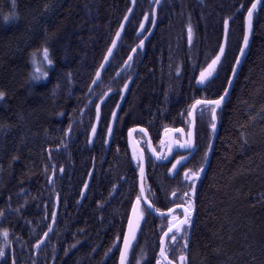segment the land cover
I'll return each instance as SVG.
<instances>
[{
  "label": "trees",
  "instance_id": "16d2710c",
  "mask_svg": "<svg viewBox=\"0 0 264 264\" xmlns=\"http://www.w3.org/2000/svg\"><path fill=\"white\" fill-rule=\"evenodd\" d=\"M252 2L162 0L153 33L144 48H138L131 67L121 71L142 38L138 29L145 14L149 19L144 33L152 25L155 1L136 0L117 50L89 90L131 0H0V91L6 93L0 102V210L5 213L0 217V233L8 232L7 240L0 234V249L6 253L0 264L13 260L15 264H118L120 241L140 195L129 128L146 127L160 151L165 129L189 127L187 112L196 99L223 93ZM225 19L229 30L224 57L214 76L200 87L198 73L216 55ZM44 47L53 64L46 80H33L32 61ZM134 72L110 142L105 144L111 114ZM108 90L91 139L97 102ZM203 111L201 116V108L197 110L196 151L174 174L168 172L172 161L157 162L148 151L145 134H136L147 154L146 192L159 209L176 200L173 191L188 190L184 171L205 162L213 134L210 108ZM217 117L219 132L211 160L196 181L191 227L183 233L188 248L183 249L184 241L177 236L175 244L167 246L169 257L185 252L187 264H264V0L254 13L249 51ZM242 138L248 140L243 147ZM179 154L177 150L173 158ZM93 166L87 191L81 195ZM57 196L55 226L36 254L35 245L50 227ZM167 224V217L144 208L126 264H137L139 257L140 264H156Z\"/></svg>",
  "mask_w": 264,
  "mask_h": 264
},
{
  "label": "snow or ice",
  "instance_id": "6c2138e0",
  "mask_svg": "<svg viewBox=\"0 0 264 264\" xmlns=\"http://www.w3.org/2000/svg\"><path fill=\"white\" fill-rule=\"evenodd\" d=\"M155 2L157 4H159L160 0H155ZM260 2H261V0H253V2L251 3V6L247 8V16L245 18L246 23H247V27H246L244 35H243V45L240 47V49H239L240 55L235 58V65L231 69L232 75L228 78L229 87L233 83V78L237 75V66L241 63L240 57L245 54V48L248 47L249 33L251 31V23H252L253 13H254V10L257 8V5ZM133 3H135V0H133ZM240 7L243 8L244 5L241 4ZM128 11L131 12L132 9H129ZM8 19H9L8 17H5L6 21ZM124 19L128 20V17L125 16ZM144 19L148 20L149 16L147 14H145ZM151 22L153 24H155V12L154 11L152 13ZM120 27L123 28L124 25L122 24ZM228 27H229V21H228V19H225L224 20L225 38L227 37ZM140 28L144 29L143 23L140 24ZM187 33H188V43L191 44L192 39H193V30H192V27L190 25L187 29ZM120 35L121 34L119 31L116 32V36L118 38L120 37ZM115 43H116V41L114 40L113 44L115 45ZM143 43H144L143 40H141L140 41V47L141 48L143 47ZM132 51L135 52L136 49L133 48ZM224 51H225L224 44H221L219 46V53L215 56V58H213L211 60V62L207 65L206 69H203L200 71L199 78L197 81L198 83L203 84L205 82V80H207L208 77L212 75V72L215 70V66L220 62L221 56L224 54ZM111 52H112V48H109L108 53L111 54ZM42 53H43V61L47 63L49 68H51L53 61L49 57V49L47 47H44L42 49ZM128 59L131 60L132 57L129 56ZM104 60L108 61L107 55L104 56ZM32 63H33V65H35V63H36L35 59H33ZM100 68H102V69L105 68V65L101 64ZM178 74H179V70H178ZM68 75L70 78L71 74L69 73ZM100 75H101V73L99 71H97L96 76L100 77ZM47 77H48V71L47 70L42 71L40 68H37L36 72L32 75L33 80H41V79L46 80ZM96 82H97L96 80H93L94 84ZM127 87H128V85L125 84L124 88L127 89ZM228 95H229V88L226 87L223 90V94L220 95L219 98H217V99H197V100H195L187 112V116L189 118H191V121H192L189 130L187 132H185V130L183 128H177V129L171 130L175 133H179L182 138L185 136L187 138L183 139V142H181L180 139L173 140L171 142V144L169 145V152H171L172 146L175 145L176 147H178L180 149H184L186 151H189V153H191V150L194 148L192 128H194V126H195V111L198 107L201 108V116H203V114H204L203 109L205 106L210 108L211 123L209 124V128L211 130V133L215 134L216 128H217L216 111L218 108L221 107L222 103L225 101V98ZM5 96H6V93L3 91H0V102H2L5 99ZM96 108H97V112H96L97 119H99L100 105H97ZM112 115H113V117H115L116 113L113 112ZM91 131L93 134L96 133L95 125L92 126ZM132 131H134V130H132V129L129 130L130 136H131ZM140 131L145 132L144 129H140ZM168 131H169L168 129H165V132H168ZM107 133L109 136H111L113 134V128L110 124L107 127ZM146 134L147 133L145 132V135ZM241 135L243 137V133ZM89 143H91V140H89ZM104 143L107 144L108 141L105 140ZM247 144H248V140L246 138H242L241 146L243 147ZM211 149H212V144L209 143L208 151H206L204 154L205 163H207L208 152L211 151ZM153 155H156L155 150H153ZM156 158L157 159H167V157L164 155H156ZM13 159H16V158L13 157ZM132 159L137 161V167L139 169V177H140V181H141V184H140L141 195H137L136 201L132 206V212L134 215H136V221L134 222V220L131 217H129V219H128V230H127V232H125L123 234V247L119 249V251H120L119 264H126L127 254H128V251L131 247V243L136 238V230L139 227V220L143 218V214L137 212V205H139L141 203L142 194L144 192L143 181L145 179V169H144V165H143V158H142V156L137 157L136 154L134 153L132 156ZM186 159H187L186 156L180 155L179 158L176 159L175 162L172 163L171 167L168 169L169 174L170 175L174 174L177 170L178 165H182V162L185 161ZM53 169H55L54 165H53ZM59 171L61 173H63V171H64L63 167H61L59 169ZM204 171H205V168L203 165L196 170L186 169L183 173V181H189L190 182V184L188 185V190L183 191L182 193H179L177 191H173L171 193V196L175 199H179L181 201V203L176 204L175 208H169L167 210V213L159 212V210L156 209V211L159 213L160 216L163 217V216L167 215L168 217H170L168 220L167 230H165L163 232V235L160 237L159 256L162 259H157L156 264H162V261H163V264H186V262H187L186 253H182V254L178 255V257H176L174 259H170L169 258L170 252L168 251V249L165 248V243H166V238H168V240H170L173 244H175V242L177 241L178 234H182V233L187 231V228L185 226L191 227V215H192V211L194 210V206H195V199L194 198L196 196V183L195 182L200 179L201 173H203ZM49 180L51 182V177H49ZM84 187H85V189L88 187L87 183H85ZM81 195H83V192L81 193ZM10 199L11 198H9V200ZM143 199H144V203L147 204L148 209H152L153 205L147 200V198L144 197ZM176 209H183V218H180L179 216L173 215V213L176 211ZM14 211H19V209H15ZM4 215H5L4 211L0 210V217H3ZM52 216H53V218H55V216H56L55 211L52 212ZM49 231H51V229H49ZM0 234H2L4 236L5 240H7L8 232L6 230ZM169 234H171V235H169ZM47 235H48V233L45 232L44 236L47 237ZM181 238L184 241L183 249L186 250L188 248V239L183 235H181ZM117 239H119V237H117ZM41 243H42V241H38L37 244L35 245V247L39 248ZM113 246L115 247V245H113ZM73 247H75V245H73ZM109 251H111V248L109 249ZM66 254H67V250H66ZM5 255H6L5 251L3 249H0V259H3L5 257ZM12 264H15V260L12 261ZM137 264H139V262H137Z\"/></svg>",
  "mask_w": 264,
  "mask_h": 264
},
{
  "label": "water",
  "instance_id": "95a60500",
  "mask_svg": "<svg viewBox=\"0 0 264 264\" xmlns=\"http://www.w3.org/2000/svg\"><path fill=\"white\" fill-rule=\"evenodd\" d=\"M153 1H155V0H153ZM262 1H263V0H261V2H262ZM161 2H162V0H160L159 4H157L156 2L154 3V9H153V11L155 12V24L152 23L150 29H149L146 33H144V32H145V28H146V24H147L148 20H145V19L142 20L141 23L144 24V29H141L140 26H139L138 34H139V35H142V34H143V37L141 38V40H143V42H144V43H143V47H142V48L140 47V41H141V40H140V41L138 42V44L135 45V46L133 47V48L136 49V51L133 52V51L131 50L130 54L128 55V57L131 56L132 59L129 60L128 57H127V59L125 60V62L123 63V65H122V67H121V69H120L121 71H123L125 68H127V66H130V67H131L133 57H134L135 53L137 52L138 48H139V49H143V48H144V45H145V43H146V41H147V39H148V38L151 36V34L153 33V31H154V29H155V26H156V24H157V19H158V8H159ZM261 2H260V3H261ZM260 3L257 5V7L260 5ZM135 5H136V0H135V3H133V0H131V6H130L129 9H132V11H131V12L127 11V13H126V15H125V16L128 17V20L123 19L122 22H121V24L119 25L117 31H116V32L119 31L121 35H120V37L118 38V37L116 36V33H115V35H114V37H113V39H112V42H111V44H110V46H109V48H112V52H111V54H109V53H108V50H107V52H106V54H105V56H106V55L108 56V61H105L104 58H103V60H102V62H101V64H104V65H105V68H106V67L108 66V64L110 63V61H111V59H112V57H113L115 51L117 50V48H118V46H119V44H120V42H121V40H122V38H123V36H124L126 26H127L128 22H129V20H130V18H131V16H132V14H133V11H134V9H135ZM129 9H128V10H129ZM255 10H256V9H255ZM255 10H254V13H255ZM254 13H253V17H252L251 31H250V33H249V44H248V47L245 48V54H244L243 56L240 57V58H241V63L237 66V75H238V73H239V71H240V68H241V66H242V64H243V62H244V59H245V57H246V55H247V53H248V51H249L250 45H251L252 36H253ZM125 16H124V17H125ZM246 16H247V13H246ZM122 24L124 25L123 28L120 27ZM246 27H247V23H246V20H245V29H246ZM228 30H229V27H228ZM227 36H228V31H227ZM114 40L116 41L115 45L113 44V41H114ZM221 44H224L225 51H226L227 37L225 38V31H224V34H223V39H222ZM242 45H243V41H242ZM242 45H241V46H242ZM109 48H108V49H109ZM225 51H224V54H225ZM218 53H219V49H218L216 55H217ZM224 54L221 56V60H220V62L222 61V59H223V57H224ZM216 55H215V56H216ZM239 55H240V52H239L238 56H239ZM215 56H214L213 58H215ZM213 58H212V59H213ZM212 59H211V60H212ZM211 60L207 63V65L211 62ZM220 62L215 66V68L220 64ZM101 64H100V65H101ZM207 65H206L203 69H206V68H207ZM234 65H235V64H234ZM105 68L102 69V68H100V66H99V68H98L97 71H99V72L101 73V75H100V77H97V76L95 75V79H94V80H96L97 82L100 81L101 76H102V73H103V71L105 70ZM203 69H202V70H203ZM96 73H97V72H96ZM199 74H200V72L198 73V76H197V79H196V84H197L198 86L201 87V86H204V85H205V84H206V83H207V82H208V81L214 76V71L212 72V75L209 76L208 79L205 80V82H204L203 84H200V83L197 82V81H198V78H199ZM231 75H232V73H231ZM231 75H230V76H231ZM237 75L233 78V83H232V85H231L230 87H229V85L227 84V88H229V95H230V92H231L232 87H233V85H234V82H235V80H236V78H237ZM133 77H134V73H133V74H132V75L126 80L125 84L128 85L127 89H125L124 86H123V88H122L121 96H120V98H119V100H118V102H117V104H116V106H115V108H114V110H113V112L116 113V116L113 117V115L111 114L110 125L112 126L113 131H114V128H115V125H116V121H117V118H118V115H119V111H120V109H121L122 104L124 103L125 97H126V95H127V93H128V90H129L130 84H131V82H132V80H133ZM97 82H96V83H97ZM125 84H124V85H125ZM94 85H95V84L92 83L91 86H90V89H92ZM90 89H89V90H90ZM109 93H110V90H108V91H107V92H106V93H105V94H104V95L98 100V102H97V105H100V116H99V119H97V115H96V118H95V121H94V124H93V125H95V127H96V131H97V129H98V126H99V124H100V120H101V115H102L101 107H102V104H103L104 100L108 97ZM222 94H223V93H222ZM222 94H221V95H222ZM229 95L225 98V100L229 97ZM217 98H219V96L216 97V98H211V99H217ZM198 99H207V98L200 97V98H198ZM91 100H92V99H91ZM91 100H90L89 102H91ZM196 100H197V99H196ZM193 103H194V102H193ZM193 103H192V104H193ZM97 105H96V106H97ZM198 108H199V107H198ZM198 108H197L196 111H195V126H194V128H192V131H193V143H194V148H195V145H196V116H197V110H198ZM217 110H218V109H217ZM96 112H97V108H96ZM113 112H112V113H113ZM216 115H217V111H216ZM189 119H190V124H189L188 130H189V128H190V126H191V123H192L191 118H189ZM216 124H217L216 132H215V134L212 135L211 140H210V143L212 144V149H211V151L208 152V160H207V163L204 162V164H203V166H204V168H205V171H206V169H207L208 166H209V163H210V160H211V156H212V153H213V148H214V145H215V141H216V138H217V135H218V132H219V119H218V117H217V120H216ZM177 128H183V129L185 130V132L188 131V130H186L183 126H174V127H170V128H168V130H169L168 132H164V136H163L164 139H163V140L167 139V142H168V148H167V150H166V152H165V154H164V156H166L167 159H157V158H156V155H160V154H159L158 151L156 150L155 145H154V141H153V139L151 138V135H150V133H149V131H148V129H147L146 127L141 126V125H134V126H132V127L129 128V130H130V129L134 130V131H132L131 136L129 135V130H128V142H129V145H130V147L134 146V149H136V150L138 151L139 156H140V157L142 156V158H143L144 169H146V152H145V149H144V148L142 147V145L140 144L139 140L137 139V137H136V132H137V131H140V129H144L145 132L147 133L145 136H146V138H147L148 147H149V151H150L151 155H152V156H153L158 162H167V161H169V160L171 159V157H172V155H173L175 149L177 148L175 145H173L172 148H171V152H169V145L171 144V142H172L173 140H176L175 138H176V134H177V133H175V132H173V131H171V130H172V129H177ZM140 132H141V131H140ZM145 132H143V133L145 134ZM95 134H96V133H95ZM95 134H93L92 131H90V138L93 139L94 136H95ZM111 136H112V135H111ZM111 136L108 135V143L110 142ZM186 138H187L186 136L183 137V138L181 137V142H183V139H186ZM194 148H193V149H194ZM193 149L191 150V153L193 152ZM153 150H155L156 155H153ZM191 153L188 152V153L184 154V156H186V157H187V156H190ZM177 159H178V158H177ZM174 162H175V161H174ZM174 162H173V163H174ZM178 166H179V165H178ZM177 168H178V167H177ZM205 171H204V172H205ZM93 172H94V166L91 168V170H90V172H89V175H88V178H87V181H86V183H87L88 186H89V183H90L91 178H92V176H93ZM204 172H203V173H204ZM203 173H201V176H202ZM90 174H91V175H90ZM140 184H141V181H140V177H139V188H140ZM143 187H144V192H143V194H142V200H143V202H144V199H143V198L146 197L147 200L153 205V208H152V209H149V210H150L153 214H155V215H157V216H160L159 213L156 211L157 208L154 206V204H153V203L149 200V198L147 197V194H146V188H145V179H144V181H143ZM87 188H88V187H87ZM87 188L85 189V187H84V189H83V193H84V194L86 193ZM142 200H141V203H140L139 205H137V212L143 214V212H142V208H141V206H142ZM135 201H136V199L134 200L133 204L135 203ZM133 204H132V206H133ZM145 204H146V203H145ZM58 206H59V198H58V196H57V197H56V207H55V210H54V211L56 212V216H55V218H53V216H52V220H51V223H50V227L45 231V232L48 233V235L52 232V230H53V228H54V226H55L56 219H57V214H58ZM146 206H147V204H146ZM147 208H148V207H147ZM170 208H175V205L171 206ZM168 209H169V208H168ZM168 209H163V210L158 209V210H159V212L167 213V210H168ZM165 216H166V215H165ZM129 217H131V218L134 220V222L136 221V215L133 214V212H132V207H131V210H130ZM143 218H144V214H143ZM143 218L139 220V227H140V223L142 222ZM181 218H183V216H182ZM128 219H129V218H128ZM139 227H138V229L136 230V235H137V232H138V230H139ZM49 229H51V231H49ZM127 230H128V221H127V226H126L125 232H127ZM165 230H167V228H166ZM165 230H164V231H165ZM164 231H163V232H164ZM125 232H124V233H125ZM48 235H47V236H48ZM162 235H163V233H162ZM162 235H161V236H162ZM169 235H170V234H169ZM46 238H47V237H45L44 234H43V236H42L41 239L39 240V241H42V243L40 244V247H39V248H36V254H37L38 251L41 249L42 245H43L44 242L46 241ZM167 239H168V238H166V242H167ZM133 242H134V240L132 241L131 246H132ZM122 247H123V240H122V244H121V248H122ZM130 248H131V247H130ZM165 248H166V243H165ZM129 251H130V249H129ZM129 251H128V254H129ZM159 252H160V250H159ZM128 254H127V257H128ZM170 259H171V258H170ZM119 260H120V253H119L118 264H119ZM126 260H127V259H126Z\"/></svg>",
  "mask_w": 264,
  "mask_h": 264
},
{
  "label": "flooded vegetation",
  "instance_id": "af4514ba",
  "mask_svg": "<svg viewBox=\"0 0 264 264\" xmlns=\"http://www.w3.org/2000/svg\"><path fill=\"white\" fill-rule=\"evenodd\" d=\"M186 130H188V128H186V127H184ZM137 132H139V131H137ZM137 132H136V134H137ZM136 137H137V135H136ZM146 137V136H145ZM138 140H139V142H140V144H141V139H139V138H137ZM147 139V138H146ZM176 140L177 139H180L181 140V136H180V134L179 133H177L176 134V138H175ZM165 142L160 146V151L158 150V153L160 154V155H164L165 154V152H166V150H167V148H168V142H167V139H165L164 140ZM129 143V142H128ZM147 144H148V142H147ZM142 145V144H141ZM154 145H155V143H154ZM129 147H130V145H129ZM142 147L145 149V147L142 145ZM136 154H138V156H139V153H138V151L136 150V149H134V146H132V147H130ZM155 148H156V145H155ZM162 148H163V150L164 149H166V150H162ZM196 148H197V145H195V148L193 149V152L191 153V155L196 151ZM156 150H157V148H156ZM177 150H179L180 151V154L179 155H177L175 158H173L174 157V154H175V152L177 151ZM148 151H149V147H148ZM146 152V151H145ZM189 151H186V150H184V149H180V148H176L175 149V151H174V153H173V155H172V157H171V159L169 160V161H172V163L177 159V158H179V156L180 155H184V154H186V153H188ZM149 153H150V151H149ZM150 155H151V153H150ZM152 156V155H151ZM140 157V156H139ZM153 157V156H152ZM187 157H189V156H187ZM154 158V157H153ZM155 159V158H154ZM146 160H147V154H146ZM156 160V159H155ZM157 161V160H156ZM158 162V161H157ZM168 162V161H167ZM159 163H163V162H159ZM196 183V182H195ZM188 184H190V183H188ZM188 186V185H187ZM145 188H146V184H145ZM139 191H140V188H139ZM146 194H147V192H146ZM140 195H141V193H140ZM147 197H148V195H147ZM149 198V197H148ZM150 200V199H149ZM151 201V200H150ZM152 202V201H151ZM153 203V202H152ZM178 203H181V201L179 200V199H176L171 205H170V207L171 206H173V205H176V204H178ZM154 206H155V204H154ZM156 207V206H155ZM170 207H168V208H170ZM141 208H142V212H143V214H144V208H147V206H146V204L143 202V200H142V206H141ZM157 208V207H156ZM168 208H160L161 210H163V209H168ZM157 209H159V208H157ZM149 210V209H148ZM150 211V210H149ZM192 214H193V211H192ZM173 215H175V216H179L180 218L183 216V209H176V211L173 213ZM160 217H162V216H160ZM163 217H167V220H169V218L170 217H168L167 215L166 216H163ZM191 219H192V215H191ZM191 222H192V220H191ZM141 224H142V222L140 223V227H139V230H138V232H137V235H136V238H135V241L137 240V238H138V234H139V231H140V228H141ZM127 226V225H126ZM167 227H168V224H167ZM166 227V228H167ZM186 228H187V231H188V229L190 228V227H187V226H185ZM165 228V229H166ZM164 229V230H165ZM163 230V231H164ZM163 231H162V233H163ZM187 231L186 232H184V233H186L187 234ZM185 234V235H186ZM162 235V234H161ZM171 235V234H170ZM181 235H183V233L182 234H178V236L180 237ZM122 240H123V236H122V238H121V241H120V247H121V244H122ZM169 243L171 244L172 242L170 241V240H168L167 239V242H166V249H167V246L169 245ZM120 253V252H119ZM183 253V252H182ZM182 253H180V254H182ZM185 253V252H184ZM169 258H171V257H169ZM159 259H162L160 256H159ZM171 259H173V258H171ZM188 263V259H187V262H186V264ZM162 264H163V261H162Z\"/></svg>",
  "mask_w": 264,
  "mask_h": 264
},
{
  "label": "rangeland",
  "instance_id": "374dc122",
  "mask_svg": "<svg viewBox=\"0 0 264 264\" xmlns=\"http://www.w3.org/2000/svg\"><path fill=\"white\" fill-rule=\"evenodd\" d=\"M142 37H143V35H142ZM49 57H50V54H49ZM34 59L36 61L35 65H34V73L36 72L37 68H40L42 71L48 69L47 63L43 61V53L39 54L38 56H35ZM50 59H51V57H50ZM134 242H135V240H134ZM134 242H133V244H134ZM129 253H130V251H129ZM128 256H129V254H128ZM127 259H128V257H127ZM140 260H141V257H139V259H138L139 264H140ZM126 262H127V260H126Z\"/></svg>",
  "mask_w": 264,
  "mask_h": 264
},
{
  "label": "bare ground",
  "instance_id": "6f19581e",
  "mask_svg": "<svg viewBox=\"0 0 264 264\" xmlns=\"http://www.w3.org/2000/svg\"><path fill=\"white\" fill-rule=\"evenodd\" d=\"M123 19H124V17H123ZM123 19H122V20H123ZM121 22H122V21H121ZM134 75H135V72H134ZM91 101H92V100H91ZM104 101H105V100H104ZM138 174H139V171H138ZM138 181H139V176H138ZM120 248H121V247H120Z\"/></svg>",
  "mask_w": 264,
  "mask_h": 264
}]
</instances>
